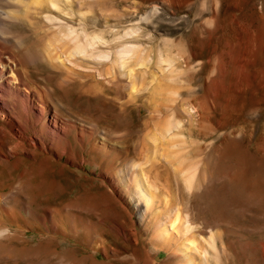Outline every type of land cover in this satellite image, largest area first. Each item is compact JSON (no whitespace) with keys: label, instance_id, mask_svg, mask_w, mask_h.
<instances>
[{"label":"rangeland","instance_id":"1","mask_svg":"<svg viewBox=\"0 0 264 264\" xmlns=\"http://www.w3.org/2000/svg\"><path fill=\"white\" fill-rule=\"evenodd\" d=\"M69 1L25 18L63 66L25 72L92 135L19 194L0 264H264V0Z\"/></svg>","mask_w":264,"mask_h":264},{"label":"bare ground","instance_id":"2","mask_svg":"<svg viewBox=\"0 0 264 264\" xmlns=\"http://www.w3.org/2000/svg\"><path fill=\"white\" fill-rule=\"evenodd\" d=\"M70 2L69 0H0V168L1 172L7 171L10 174L9 178L14 180L12 187L6 194L0 193V214L12 221L8 224L6 219L0 220V244L4 240H8L12 228H15V232L20 233L21 226L19 224L23 214L21 213L22 208L19 206L18 197L25 186L34 184L32 177L37 176L43 182L44 173L50 170L54 161L60 162L64 156L66 157L65 163L72 165L75 162L74 148L83 145L85 134L92 135L87 127L81 124L77 125L68 118H63L57 111L58 106H55V103V105L52 104V99L45 95V90L43 91L34 83L29 82L28 78L30 77L25 72L27 67L25 57L27 54L35 56V58L33 57L35 61L39 60L41 62L44 60L50 62L49 64L52 66L53 64L59 66L62 63V56L60 57L61 54L59 56L55 55L54 51L56 49L54 50V47L59 45H56V43L63 41L65 36L67 37L66 33L61 34L60 31L50 39L47 37V39H44V36L41 35L42 31L39 32L40 29L38 30L39 26L36 27V24L30 25L29 21L27 22L25 19L27 14L30 13V9L55 12L60 5L63 9L69 8ZM35 14L39 15L40 13L35 12ZM13 25H26L28 31L32 32V40L19 35L20 31L17 28V31H15ZM70 32L72 33V31ZM83 51L82 45L74 43L68 56L81 54ZM133 52L134 49L132 48L131 50H125L124 53ZM167 61L172 62L170 59ZM169 124L171 125V123ZM178 124L179 122L175 124L174 128H177ZM171 128L167 126L164 133L170 131ZM72 130L79 132V142L70 138ZM96 141L100 142L102 146H109L103 138H98ZM79 162L84 163L82 160ZM136 180L137 193L139 192L138 194L141 197H145L147 194L141 186L138 176ZM35 182L38 183V181ZM113 190L118 196L120 195L117 184L113 183ZM12 197H16L17 201L14 211L10 210L7 204ZM17 233L12 234L13 239L20 243L21 238L16 236ZM18 247L20 248V246Z\"/></svg>","mask_w":264,"mask_h":264}]
</instances>
